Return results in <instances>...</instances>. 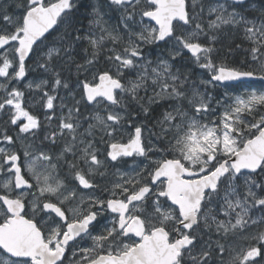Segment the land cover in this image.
Masks as SVG:
<instances>
[{
    "label": "snow or ice",
    "instance_id": "obj_1",
    "mask_svg": "<svg viewBox=\"0 0 264 264\" xmlns=\"http://www.w3.org/2000/svg\"><path fill=\"white\" fill-rule=\"evenodd\" d=\"M247 80L264 0H0V264H264Z\"/></svg>",
    "mask_w": 264,
    "mask_h": 264
},
{
    "label": "flooded vegetation",
    "instance_id": "obj_2",
    "mask_svg": "<svg viewBox=\"0 0 264 264\" xmlns=\"http://www.w3.org/2000/svg\"><path fill=\"white\" fill-rule=\"evenodd\" d=\"M30 78L37 79V76H36V74H30ZM260 82L264 85V81H257V82L242 83V84H239L237 86H233L232 88L233 89H235V88L241 89L242 88L245 90H248V89L257 90L259 87H258V84H256V83H260ZM25 97H26V102L28 103V105L30 107V110H33L37 113L44 111V109H41V107H40L42 101L40 99V93L39 92H34L31 95L26 92ZM139 159H143V158H138V160ZM0 259H2V257H0Z\"/></svg>",
    "mask_w": 264,
    "mask_h": 264
},
{
    "label": "rangeland",
    "instance_id": "obj_3",
    "mask_svg": "<svg viewBox=\"0 0 264 264\" xmlns=\"http://www.w3.org/2000/svg\"><path fill=\"white\" fill-rule=\"evenodd\" d=\"M112 20H115V15L113 14L112 16ZM157 52H159L160 50L157 49L156 50ZM198 74L202 73L203 70H200V69H196L195 70ZM245 89H233V88H228V89H218L217 91H220V92H223V91H228L230 93H233V92H241V91H244ZM257 90H260V89H257ZM264 90V89H263ZM214 95L216 94V92L213 93Z\"/></svg>",
    "mask_w": 264,
    "mask_h": 264
},
{
    "label": "water",
    "instance_id": "obj_4",
    "mask_svg": "<svg viewBox=\"0 0 264 264\" xmlns=\"http://www.w3.org/2000/svg\"><path fill=\"white\" fill-rule=\"evenodd\" d=\"M255 81H259V80H247V81H243V82H232L233 85H239L241 83H249V82H255Z\"/></svg>",
    "mask_w": 264,
    "mask_h": 264
},
{
    "label": "trees",
    "instance_id": "obj_5",
    "mask_svg": "<svg viewBox=\"0 0 264 264\" xmlns=\"http://www.w3.org/2000/svg\"><path fill=\"white\" fill-rule=\"evenodd\" d=\"M112 22L115 23V20H112ZM256 84H258V87H259L258 89H260V90L264 89V85L261 82L260 83H256Z\"/></svg>",
    "mask_w": 264,
    "mask_h": 264
}]
</instances>
